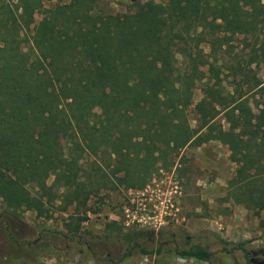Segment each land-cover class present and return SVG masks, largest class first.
<instances>
[{
    "label": "trees",
    "instance_id": "16d2710c",
    "mask_svg": "<svg viewBox=\"0 0 264 264\" xmlns=\"http://www.w3.org/2000/svg\"><path fill=\"white\" fill-rule=\"evenodd\" d=\"M90 5L0 3V264H45L42 252L97 264L161 255L168 242L149 247L144 231L83 234L81 217L66 231L38 230L23 215L52 219L73 207L86 216L111 177L143 189L158 163L187 146H227L237 169L226 201L264 211V0L133 1L106 16ZM36 13L43 19L31 34ZM197 87L194 109L208 122L193 129ZM186 244L171 251L213 263L208 249ZM243 246L234 251L251 264Z\"/></svg>",
    "mask_w": 264,
    "mask_h": 264
},
{
    "label": "rangeland",
    "instance_id": "374dc122",
    "mask_svg": "<svg viewBox=\"0 0 264 264\" xmlns=\"http://www.w3.org/2000/svg\"><path fill=\"white\" fill-rule=\"evenodd\" d=\"M7 1L19 0H0V3ZM71 1L42 0L44 9ZM90 1V11L106 16L127 13L133 1H154L164 8L169 0ZM42 19V13L34 15L29 28L31 34L36 32ZM258 75L264 80V66L259 69ZM201 98V90L197 87L194 90V105L188 111L193 129L202 128L208 122L194 109ZM218 120L225 129L228 128L222 115ZM155 156L161 157L162 154L156 153ZM173 160L175 164L170 165ZM109 169L112 171L113 167ZM236 169L237 165L230 160L228 147L219 142H210L199 148L187 146L178 155H170L166 163H158L151 170V177L143 189L139 185L127 189L115 177H111L109 189L102 194L107 193L106 196L92 198V210L86 216H76L71 207L66 212L56 213L52 219L38 218L35 212L29 211L23 215V220L38 230L66 231L67 224L73 223L72 227L75 228L81 217L84 219L80 229L83 234L91 232L102 236H118L120 233L137 230L147 232L153 238L148 246L154 249H157L159 243L168 242L161 255L136 256L120 264H250L244 254L234 251V248L244 244L245 253L264 248V211L256 215L233 201H226L228 181ZM91 181L95 183L97 179L94 177ZM115 182L117 186L113 185ZM114 222L121 227L120 232L109 227ZM172 240H175L174 243ZM186 241L212 252L213 263L184 259L171 251L175 243L184 247ZM226 248L232 251L231 256L225 252ZM41 255L45 264H59L60 261L65 264H97L87 255H71L63 259L50 257L46 252Z\"/></svg>",
    "mask_w": 264,
    "mask_h": 264
},
{
    "label": "flooded vegetation",
    "instance_id": "af4514ba",
    "mask_svg": "<svg viewBox=\"0 0 264 264\" xmlns=\"http://www.w3.org/2000/svg\"><path fill=\"white\" fill-rule=\"evenodd\" d=\"M251 252L247 253V256L249 257V260H250L251 264H258V263H260L263 260L264 256L254 257V256L251 255Z\"/></svg>",
    "mask_w": 264,
    "mask_h": 264
},
{
    "label": "water",
    "instance_id": "95a60500",
    "mask_svg": "<svg viewBox=\"0 0 264 264\" xmlns=\"http://www.w3.org/2000/svg\"><path fill=\"white\" fill-rule=\"evenodd\" d=\"M251 255L254 256V257H258V256H264V248L262 249H259L257 251H252L251 252ZM258 264H264V260H262L260 263Z\"/></svg>",
    "mask_w": 264,
    "mask_h": 264
},
{
    "label": "built area",
    "instance_id": "2783aa9c",
    "mask_svg": "<svg viewBox=\"0 0 264 264\" xmlns=\"http://www.w3.org/2000/svg\"><path fill=\"white\" fill-rule=\"evenodd\" d=\"M150 219L153 218V217H149Z\"/></svg>",
    "mask_w": 264,
    "mask_h": 264
}]
</instances>
